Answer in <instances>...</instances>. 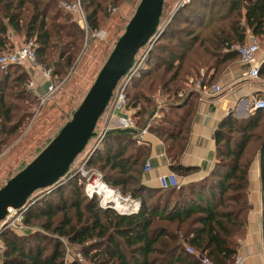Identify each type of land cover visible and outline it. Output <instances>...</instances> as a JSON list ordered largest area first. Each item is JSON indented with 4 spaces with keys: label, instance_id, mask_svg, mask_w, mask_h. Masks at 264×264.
Listing matches in <instances>:
<instances>
[{
    "label": "trees",
    "instance_id": "16d2710c",
    "mask_svg": "<svg viewBox=\"0 0 264 264\" xmlns=\"http://www.w3.org/2000/svg\"><path fill=\"white\" fill-rule=\"evenodd\" d=\"M59 1L0 0V52L10 28L34 40L36 59L52 67L53 76H64L80 50L82 31L59 7ZM80 2L87 23L96 29L100 18L106 16L107 0ZM263 21L264 0H189L152 43L145 66L130 81L127 103L140 118V127L150 114L147 110L153 103L149 96L153 89L158 87L173 98L184 94L167 106L160 121L147 127L163 141L169 169L174 173L190 170L176 158L185 145L198 93L184 83L193 76L201 78L200 85H209L228 60L238 57L235 51L227 50L229 45L242 43L246 29L262 33ZM200 67L213 70L209 79L199 76ZM25 79L18 66L0 70V136L13 133L28 114L20 109V104L34 99L24 89ZM263 117L264 109H257L252 125L240 130L234 141L229 135L237 130L236 123L225 118L214 133L217 161L209 175L178 190L140 184L145 149L134 146L124 155L117 147L132 144L130 134L108 131L88 164L101 172L107 185L138 198L137 211L118 214L99 207L96 197L88 198L71 177L23 212V223L29 226H33L32 220L44 218L41 231L0 232L1 264H64L59 237L91 264H199L195 255L185 251V245L204 253L214 264H230L236 254L235 237L241 234L249 209L247 169L264 135V122L258 125ZM35 209L38 212L34 213ZM67 264L83 263L73 259Z\"/></svg>",
    "mask_w": 264,
    "mask_h": 264
},
{
    "label": "built area",
    "instance_id": "2783aa9c",
    "mask_svg": "<svg viewBox=\"0 0 264 264\" xmlns=\"http://www.w3.org/2000/svg\"><path fill=\"white\" fill-rule=\"evenodd\" d=\"M189 0H181V4L187 3ZM59 7L69 14L73 22L81 29L84 38L92 36L94 33L87 23L85 12L81 6L80 0H60ZM107 10L113 12V7ZM159 33L149 39V41L138 50L130 68L116 83L111 96L96 122L94 132L95 135L90 139V143L78 154L65 175L60 178L62 184L65 180L75 177L78 184L82 186L84 194L88 197H96L98 206L101 208L113 209L118 214L135 213L139 207V199L133 198L130 194H122L117 188L107 185L102 178L101 172L95 167L88 164V159L92 152L100 145L103 137L108 131L131 128L135 131V141L140 142L141 136L147 131V125L137 126L134 111L127 112V96L126 91L130 85L131 79L138 73L139 69L145 66L148 51ZM262 34H264V21L262 25ZM259 49V37L251 32L245 42L233 43L229 45L227 50L235 51L239 61L248 65L246 76L249 79L258 77V69L260 61L256 57ZM9 66H18L24 69L27 78L24 83L26 92L33 93L35 91L36 76H39L43 82L44 90L37 96L36 103L42 104L51 96L55 89L54 76L50 66L40 64L35 57V43L32 38H20L13 42L6 49L0 52V70H5ZM200 77L188 78L185 82L187 89H194L201 95H212L218 93L221 89L218 85H200ZM181 93V92H180ZM181 95V94H179ZM245 107L250 110L264 109V96L251 95L245 100ZM155 113V112H154ZM99 122V123H98ZM98 123V124H97ZM158 186L161 189L172 188L178 190L181 183L178 181L176 174L169 171L165 175L158 178ZM52 188L39 189L33 192L26 202L18 209L12 211L0 222V232L3 230L22 233L27 230H37L33 226L23 223V212L39 197L49 193ZM108 195V197L106 196ZM115 204L124 205V207H116ZM64 246V264L77 260L83 264H91L86 261L81 252L73 250L66 242V239L59 237ZM185 251L193 254L199 260V264H214L212 260L204 253L197 252L191 246L186 245ZM1 249V245H0ZM230 264H244L243 257L235 254Z\"/></svg>",
    "mask_w": 264,
    "mask_h": 264
},
{
    "label": "crops",
    "instance_id": "0c3cea01",
    "mask_svg": "<svg viewBox=\"0 0 264 264\" xmlns=\"http://www.w3.org/2000/svg\"><path fill=\"white\" fill-rule=\"evenodd\" d=\"M249 32H251L249 29L244 31L242 42L246 41ZM256 35L259 37V49L256 52V57L260 61L258 77L256 79L247 78L248 65L239 61L238 57H234L222 66L218 74L213 75L214 78L207 85L208 87L213 84L218 85L221 89L218 93L201 95L197 91L198 96L194 100L188 121L186 142L182 152L176 158L179 165L190 169L183 174L175 173L178 181L181 183V187L199 183L209 175L217 161L214 133L225 118L230 117L235 121L237 130H239L231 132L229 135L231 141L240 136V130L247 129L252 125V117L256 110L247 109L245 107V100L251 95L264 96V34L259 33ZM20 38H24L23 34L8 28L6 33L7 43L4 49L10 46L11 42ZM20 69L27 78L24 69ZM198 72L199 76L207 80L213 73V70L200 67ZM35 81V91L33 93L27 92L34 98L31 103H35L37 96L44 90L43 82L39 76H36ZM133 111L134 109L128 105L127 112ZM155 116L156 114H152L151 112L144 125L148 127V124L154 123L152 120ZM263 122L264 117L258 120V125ZM125 132L130 134V139L133 143L117 147V150L126 155L134 146H141L145 149V155L139 168L140 184L147 188L159 189L157 178L171 171L163 141L148 130L141 136L140 142L135 141V131ZM246 193L249 209L246 214L244 228L241 234L235 237L237 244L236 254L243 257L244 264H264V229L262 225L258 150L255 152L247 169ZM29 231H23L22 233ZM1 250L2 245L0 253Z\"/></svg>",
    "mask_w": 264,
    "mask_h": 264
},
{
    "label": "water",
    "instance_id": "95a60500",
    "mask_svg": "<svg viewBox=\"0 0 264 264\" xmlns=\"http://www.w3.org/2000/svg\"><path fill=\"white\" fill-rule=\"evenodd\" d=\"M163 2L138 0L122 33L70 117L29 162L0 186V222L18 210L36 190L60 185V178L95 135L96 122L116 83L130 68L138 50L156 34ZM120 130L134 132L131 128ZM258 172L264 229V135L258 149Z\"/></svg>",
    "mask_w": 264,
    "mask_h": 264
},
{
    "label": "rangeland",
    "instance_id": "374dc122",
    "mask_svg": "<svg viewBox=\"0 0 264 264\" xmlns=\"http://www.w3.org/2000/svg\"><path fill=\"white\" fill-rule=\"evenodd\" d=\"M137 2L138 0H116L112 3L111 0H107L104 9L106 16L100 18L96 29H91L94 33L92 36L84 38L82 33L79 40L80 50L76 59L64 76L61 78L54 76L55 89L48 100L42 104L36 102H23V104H20L21 111L28 114L25 117L23 116L18 129L13 133L0 136V186L29 162L70 117L71 112L83 97L107 57L115 40L122 33L124 25L131 16ZM187 3L181 4V0H164L158 23L159 31L164 28L172 16L179 14ZM112 6L115 9L113 12L107 10L108 7ZM146 81L147 79L143 82V85H146ZM184 87H186L185 83ZM182 94L178 93L175 96L176 98H173L168 97L158 87L153 89L149 94L153 103L147 110V112H152V114L155 112L156 114L152 121H160L166 115L167 106L175 103L176 99H180L178 97H181ZM139 119V117H135L136 124L140 121ZM89 143L90 140L84 147L85 151L88 149H86V146ZM36 212L38 210L35 209L34 213ZM59 217L60 214L58 213L53 219L56 221ZM43 220L42 216L38 217L37 221L32 220V224L38 230ZM39 231L41 230L39 229Z\"/></svg>",
    "mask_w": 264,
    "mask_h": 264
},
{
    "label": "bare ground",
    "instance_id": "6f19581e",
    "mask_svg": "<svg viewBox=\"0 0 264 264\" xmlns=\"http://www.w3.org/2000/svg\"><path fill=\"white\" fill-rule=\"evenodd\" d=\"M108 197V195H106ZM116 207H124V205L115 204Z\"/></svg>",
    "mask_w": 264,
    "mask_h": 264
}]
</instances>
